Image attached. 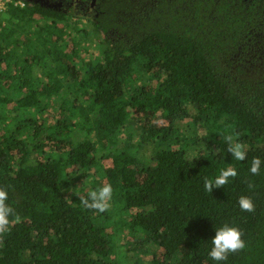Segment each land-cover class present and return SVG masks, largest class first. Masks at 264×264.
Wrapping results in <instances>:
<instances>
[{
    "label": "trees",
    "instance_id": "trees-1",
    "mask_svg": "<svg viewBox=\"0 0 264 264\" xmlns=\"http://www.w3.org/2000/svg\"><path fill=\"white\" fill-rule=\"evenodd\" d=\"M96 9L90 29L38 3L0 10V188L19 217L0 264H264V0ZM228 167L237 177L206 192ZM104 184L108 211L84 209L73 191ZM225 224L246 247L213 261Z\"/></svg>",
    "mask_w": 264,
    "mask_h": 264
},
{
    "label": "clouds",
    "instance_id": "clouds-1",
    "mask_svg": "<svg viewBox=\"0 0 264 264\" xmlns=\"http://www.w3.org/2000/svg\"><path fill=\"white\" fill-rule=\"evenodd\" d=\"M227 150L231 153L232 158L237 161L246 159V151L244 145L238 140L234 142L232 135L225 136ZM261 160L259 157H254L251 162L250 172L253 175H258L260 172ZM238 173L235 168L228 167L221 169L219 175L214 179H204V189L211 193L213 188L224 187L229 183L231 178L237 177ZM249 189L254 188L252 183L248 185ZM80 199V204L84 209L94 210L98 213L107 212L110 207V201L113 196V188L110 184H104L95 190L88 192L87 197L80 196L78 192L73 191ZM8 200V192L0 188V236L10 231V217H15L18 221L19 217L15 209L6 201ZM238 205L241 211L254 212L255 205L248 196L241 195L238 198ZM211 249L208 252L209 257L213 261H226L230 253H237L245 249L246 243L242 239V232L233 226L227 224L216 228L214 237L211 238Z\"/></svg>",
    "mask_w": 264,
    "mask_h": 264
},
{
    "label": "flooded vegetation",
    "instance_id": "flooded-vegetation-1",
    "mask_svg": "<svg viewBox=\"0 0 264 264\" xmlns=\"http://www.w3.org/2000/svg\"><path fill=\"white\" fill-rule=\"evenodd\" d=\"M23 1H27L30 3H38L46 8L60 10L65 13L85 16L86 18L89 19V21L98 15L96 9L97 0H23Z\"/></svg>",
    "mask_w": 264,
    "mask_h": 264
},
{
    "label": "rangeland",
    "instance_id": "rangeland-1",
    "mask_svg": "<svg viewBox=\"0 0 264 264\" xmlns=\"http://www.w3.org/2000/svg\"><path fill=\"white\" fill-rule=\"evenodd\" d=\"M2 0H0V6H2ZM12 1H10L9 0V4L11 3ZM13 2H15V3H19V2H22L23 3V0H15V1H13ZM9 8V7H8ZM7 8V9H8ZM73 13V12H72ZM72 15H74L75 17L74 18H78V21H79V26L80 25H83V24H85V26L87 27V28H91V26H90V24H89V19L88 18H86L85 16H81V15H75V14H72ZM90 38H89V40H88V42H87V47H88V49L89 50H92V51H95V49H96V45H97V40H96V38L94 37V36H89ZM84 50V49H83ZM134 258V255L133 254H130V253H126V255H125V257H123V259L124 260H126V261H131L132 259Z\"/></svg>",
    "mask_w": 264,
    "mask_h": 264
},
{
    "label": "built area",
    "instance_id": "built-area-1",
    "mask_svg": "<svg viewBox=\"0 0 264 264\" xmlns=\"http://www.w3.org/2000/svg\"><path fill=\"white\" fill-rule=\"evenodd\" d=\"M12 1V0H10ZM13 2V1H12ZM2 6H0V10H6L8 7H9V0H2ZM14 4H23L22 2H19V3H15Z\"/></svg>",
    "mask_w": 264,
    "mask_h": 264
}]
</instances>
